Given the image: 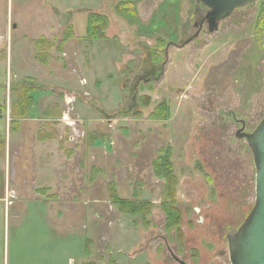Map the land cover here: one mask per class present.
Returning <instances> with one entry per match:
<instances>
[{
    "label": "rangeland",
    "instance_id": "374dc122",
    "mask_svg": "<svg viewBox=\"0 0 264 264\" xmlns=\"http://www.w3.org/2000/svg\"><path fill=\"white\" fill-rule=\"evenodd\" d=\"M263 2L235 9L209 32L194 25L204 14L195 0H0V101L26 137L18 133L5 151L0 140V158L10 154L0 264H179L172 254L230 264L226 234L254 203L252 152L235 132L252 131L264 115ZM91 11L104 16V37H86ZM52 77L59 84L39 82ZM31 88L35 99L40 90L70 97L64 127L48 122L58 135L45 167L47 212L17 199L26 177L18 149L33 124L18 102ZM161 103L168 117L152 118ZM166 148L181 213L171 228L154 170ZM114 196L150 210L122 213Z\"/></svg>",
    "mask_w": 264,
    "mask_h": 264
},
{
    "label": "crops",
    "instance_id": "0c3cea01",
    "mask_svg": "<svg viewBox=\"0 0 264 264\" xmlns=\"http://www.w3.org/2000/svg\"><path fill=\"white\" fill-rule=\"evenodd\" d=\"M26 36V35H25ZM48 36V35H47ZM79 35H77L78 37ZM55 39V36L52 35L50 38L49 36L47 39L49 41H53ZM11 50L9 54V64L11 65L12 59H11ZM50 63V61L48 62ZM47 63V65H49ZM46 65V66H47ZM45 66V65H43ZM42 66V67H43ZM44 68V67H43ZM47 67H45L46 69ZM54 68V67H53ZM56 71V69L54 68ZM55 71H53V75L56 76ZM43 77V76H41ZM29 78V77H28ZM32 78V77H31ZM34 78L30 80L29 83L37 84V82L33 83ZM54 77L51 78V80H45V82H41L42 84H59L58 82L54 81ZM64 80V79H63ZM69 84H72V80L67 79ZM61 84H63L61 82ZM78 84V83H75ZM82 84H86V81H82ZM62 87V86H61ZM36 89V88H34ZM65 89V88H64ZM62 91H65V90ZM40 90V89H39ZM41 94L39 95L38 99L33 98V104L31 106V109L29 110V113H26L22 121H30L33 122L32 128L29 130V144L25 145L24 148L18 149V152L22 151L24 154V160L26 161V165L21 168L23 171V176H26L23 180V187L21 188V194L18 196L19 200L25 201V202H31L34 207L41 208L44 212H47V194H48V175H47V169L45 167L47 166V158L49 150L54 151V141L56 142V136L58 135L56 129L57 126L53 124V127H56V129L50 130L48 126V122L51 120H56L59 122V126H63L62 124V117L65 116L64 112V106L66 104L67 100H70V97H65V94L62 95V98L60 97V93L58 97H51L47 96V93L42 94V90H40ZM44 92V91H43ZM5 97L2 98V101H0V106L6 105ZM69 102V101H68ZM8 106V104H7ZM5 109V108H4ZM11 108L7 112L0 113V140L3 142V149L6 150L5 147H10V143L12 138H16L19 136V134H22V136L26 139L25 134L19 133L20 130L17 129V123L15 122V119L10 111ZM32 110H37L36 115H31ZM55 117V118H54ZM69 121V120H68ZM72 123L68 122L65 125L70 126ZM25 132V131H24ZM19 133V134H18ZM14 135V136H13ZM22 149V150H21ZM3 151V150H2ZM3 151V152H4ZM15 153V151H14ZM18 154V153H17ZM9 158L10 154L8 152V160L6 159V155L3 154V157L0 158V173L3 176L2 171H9ZM16 167L12 166V171L15 172ZM14 172H13V178H14ZM5 174V173H4ZM12 174V173H11ZM29 175V177H27ZM11 181V180H10ZM4 186L3 188H0V202L5 207V202L3 198L4 194ZM18 194H16L17 196ZM14 201V199H13Z\"/></svg>",
    "mask_w": 264,
    "mask_h": 264
},
{
    "label": "water",
    "instance_id": "95a60500",
    "mask_svg": "<svg viewBox=\"0 0 264 264\" xmlns=\"http://www.w3.org/2000/svg\"><path fill=\"white\" fill-rule=\"evenodd\" d=\"M205 9L204 19L209 32L217 31L220 21L235 9L243 8L257 0H195ZM235 136L245 140L250 147L255 168L254 203L235 232L226 234L230 264H264V115L250 132L239 128ZM179 264H186L172 254Z\"/></svg>",
    "mask_w": 264,
    "mask_h": 264
},
{
    "label": "trees",
    "instance_id": "16d2710c",
    "mask_svg": "<svg viewBox=\"0 0 264 264\" xmlns=\"http://www.w3.org/2000/svg\"><path fill=\"white\" fill-rule=\"evenodd\" d=\"M122 5V4H121ZM125 6V5H124ZM264 15V2L262 3V8L260 9V16ZM103 17L98 12H89L87 14L86 21V37L91 39H97L100 37H104L105 25L106 22L103 21ZM103 21V26L100 23ZM262 27H264V18L262 22ZM68 34H64L63 38L68 37ZM45 44H49L48 42H44ZM50 45V44H49ZM31 89H27V92L24 97L20 98L18 105H23L24 111L19 115L24 116L29 112L31 106L33 104V96L31 94ZM168 106L165 103L159 104L156 108H154L151 113L152 118L157 119H166L168 117ZM4 106H0V113L4 112ZM14 114V112H13ZM15 115V114H14ZM160 156L157 161L158 164H154V170L157 175L163 177L165 184V197L166 201L162 202L160 205V209L166 215V225L168 228L177 227L180 223L181 213L178 207L176 206V195L175 188L177 185V178L173 172V165L171 162V150L170 148L159 150ZM3 176L0 173V188L2 186ZM112 203L119 208L122 213L126 214H140L145 216L149 212L150 203L149 202H135L130 200H122L118 197L111 198ZM81 264H95L93 262H84Z\"/></svg>",
    "mask_w": 264,
    "mask_h": 264
},
{
    "label": "flooded vegetation",
    "instance_id": "af4514ba",
    "mask_svg": "<svg viewBox=\"0 0 264 264\" xmlns=\"http://www.w3.org/2000/svg\"><path fill=\"white\" fill-rule=\"evenodd\" d=\"M203 8H204V7H203ZM203 11H204V14H203V12H201V11L198 12V15H199V16H198V19H196V20L194 21V25H197L199 29L202 28V26H203L204 24H206L205 19H204V15H205L206 9L204 8ZM202 14H203V16H202ZM206 26H207V24H206ZM242 125H243V124H242Z\"/></svg>",
    "mask_w": 264,
    "mask_h": 264
}]
</instances>
